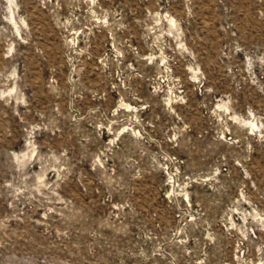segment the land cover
Instances as JSON below:
<instances>
[{
	"label": "rangeland",
	"instance_id": "374dc122",
	"mask_svg": "<svg viewBox=\"0 0 264 264\" xmlns=\"http://www.w3.org/2000/svg\"><path fill=\"white\" fill-rule=\"evenodd\" d=\"M11 1L0 264H264V0Z\"/></svg>",
	"mask_w": 264,
	"mask_h": 264
},
{
	"label": "bare ground",
	"instance_id": "6f19581e",
	"mask_svg": "<svg viewBox=\"0 0 264 264\" xmlns=\"http://www.w3.org/2000/svg\"><path fill=\"white\" fill-rule=\"evenodd\" d=\"M9 2L11 3L12 1L11 0H9ZM15 3V2H14ZM14 3H12L13 5H14ZM16 7V6H15ZM10 14V13H9ZM14 14V13H13ZM169 17V16H168ZM12 18H13V15H12ZM15 18V17H14ZM11 19V18H10ZM12 20H14V19H12ZM168 22L171 24V27L172 26H175L176 27V20L175 19H173L172 17H169V19H168ZM10 23H11V21H10ZM13 23V22H12ZM15 23V22H14ZM170 27V26H169ZM15 28V27H14ZM18 28V27H17ZM170 30H173V28L171 29V28H169ZM17 30V29H16ZM19 32V31H18ZM170 101V100H169ZM168 103H170V102H168ZM172 103V102H171ZM222 105V104H221ZM223 106H225V105H222V107ZM224 108V107H223ZM252 115V114H251ZM253 116V115H252ZM234 119H237V117L235 116L234 117ZM242 118H240V120H241ZM255 120V119H254ZM240 123H244V124H246L247 126L249 125L251 128H257V127H259L258 126V124L256 123V122H254V121H251V120H241L240 121ZM29 144V143H28ZM22 155V154H21ZM16 158L18 157L17 155L15 156ZM20 159V158H19ZM22 159V158H21ZM186 196H187V194H185ZM256 215V214H255ZM264 219V218H263ZM233 224V223H232ZM262 264V263H261Z\"/></svg>",
	"mask_w": 264,
	"mask_h": 264
}]
</instances>
